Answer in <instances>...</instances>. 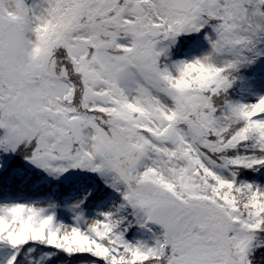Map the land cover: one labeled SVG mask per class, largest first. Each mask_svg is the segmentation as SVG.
Segmentation results:
<instances>
[{
	"label": "snow or ice",
	"instance_id": "1",
	"mask_svg": "<svg viewBox=\"0 0 264 264\" xmlns=\"http://www.w3.org/2000/svg\"><path fill=\"white\" fill-rule=\"evenodd\" d=\"M0 264H264V0H0Z\"/></svg>",
	"mask_w": 264,
	"mask_h": 264
}]
</instances>
